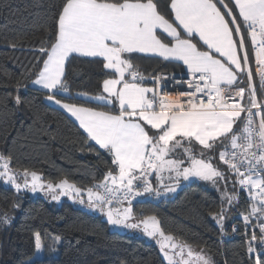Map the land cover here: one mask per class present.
<instances>
[{
    "label": "snow or ice",
    "instance_id": "snow-or-ice-1",
    "mask_svg": "<svg viewBox=\"0 0 264 264\" xmlns=\"http://www.w3.org/2000/svg\"><path fill=\"white\" fill-rule=\"evenodd\" d=\"M234 4L235 9L225 4L223 12L216 0H171L169 18L158 11L154 0H64L45 41L48 46L38 50L41 55L37 62L42 66L31 83L46 90L47 100L60 105L79 122L87 138L112 157L115 168L100 183L82 189L67 178L45 183L36 171L25 168L14 172L11 157L0 155V180L17 193L43 192L55 201L67 196L83 204L86 195L88 207L98 209L110 225L142 229L146 236L155 239L167 264L212 262L203 249L196 252L191 244L166 234L155 216L135 221L132 199L153 191L160 195L162 189L175 192L181 180L193 178L209 182L219 190V182L223 180L240 187L232 193L226 189L222 192L221 209L210 213L212 218L223 230L222 222L227 218L224 202L231 208L233 201L239 202L240 192L248 193L250 211L241 213L245 226H250V217L260 222L256 225L259 235L253 231L247 240V251L250 254L258 251L253 242L264 248V103L258 100L253 86L245 38L247 33L264 89V0H234ZM196 37L202 45L195 42ZM133 53L182 63L188 79L176 83H187L190 91H181L176 99H169L167 92H161V87H166L162 82L169 79L163 74L152 77L153 87L143 86L138 81L145 77L132 63ZM73 54L98 58L104 69L112 70L114 76L102 84L107 96L101 93L92 97L111 105L112 110H96L57 98L61 92L69 91L65 83L66 62ZM246 71L250 106H244L230 94L235 91V96L243 99L245 89H234L233 85L239 79L237 73ZM15 100L21 103L19 95ZM253 108L258 111L253 113ZM244 112L248 115L241 134L234 126ZM255 116L260 117L258 130ZM192 141L209 153L219 141L220 161L227 165L232 176L213 165L211 158H205L208 153L200 151L197 156ZM229 144L232 151H228ZM179 148L184 149L182 157L173 155ZM152 176L157 181L155 187L149 180ZM125 202L129 207L114 206ZM9 222L7 213L0 217V223ZM57 240L45 243L35 233L36 253L54 252ZM30 264H37V260ZM256 264L264 261L258 257Z\"/></svg>",
    "mask_w": 264,
    "mask_h": 264
},
{
    "label": "trees",
    "instance_id": "trees-1",
    "mask_svg": "<svg viewBox=\"0 0 264 264\" xmlns=\"http://www.w3.org/2000/svg\"><path fill=\"white\" fill-rule=\"evenodd\" d=\"M63 3L64 0H0V155L11 157L14 172L27 168L36 171L45 183L67 178L87 189L103 181L108 171L115 168L112 157L92 144L68 116L48 104L45 92L34 89L31 83L42 66L37 62L41 55L38 50L48 46L45 41ZM154 3L161 14L171 17V0ZM223 4L235 9L230 0H224ZM245 38L253 76L252 45L246 33ZM195 42H199L197 37ZM11 44L17 47L12 48ZM131 57L145 77L138 81L145 87H151L150 79L160 73H183L182 66L175 62L139 54ZM112 76L114 73L104 69L98 58L71 56L65 73L69 91L61 92L57 98L96 110H112V106L82 98L103 93V81ZM248 85L246 78H240L237 86L245 89V96ZM253 85L257 87L254 76ZM17 95L20 104L16 103ZM237 126L238 121L235 131ZM217 145L210 153L201 147L194 152L197 156L200 151L208 153L205 158H211L216 167L230 176L220 163L219 141ZM19 179L22 181L23 176ZM221 182L222 189L218 190L212 184L194 181L159 203L138 201L130 206L137 216H155L166 234L186 241L196 250L203 249L212 264H256L258 257L264 261V248L258 242H253L258 251L251 254L247 251V240L253 231L249 226L246 228L241 215L250 209L246 192H240L239 202L233 201L231 208L224 202L227 218L222 222L223 230L212 218L210 213L221 209L222 192L239 189L230 182ZM5 213L10 222L0 223V264H30L36 252L35 233L45 243L58 238L54 252L45 251L41 258L33 259L37 264H166L148 239L134 232L110 230L101 216L77 208L69 199L55 201L44 193H17L0 180V217ZM234 227L237 231H233Z\"/></svg>",
    "mask_w": 264,
    "mask_h": 264
},
{
    "label": "built area",
    "instance_id": "built-area-1",
    "mask_svg": "<svg viewBox=\"0 0 264 264\" xmlns=\"http://www.w3.org/2000/svg\"><path fill=\"white\" fill-rule=\"evenodd\" d=\"M246 35H247V33H246ZM248 40L250 41V43L252 45L250 38H248ZM252 59H253V76L256 80L257 87H255L254 85L253 86L256 90L257 98H258V92H260V96H259L258 100H260L262 103H264V89L261 88L260 78L257 74L258 65L256 63V56H255V51L253 49V45H252ZM160 74H163V75L169 77V79L162 82V84L166 85V87H163V86L161 87V92L162 93L167 92L169 99H176L177 93H179L181 91H184V92L190 91L187 83H176V80H182V81L187 80L188 79L187 74H180V75L179 74H170V73H160ZM172 77H174V78H172ZM150 83H151V87H153L154 86V80L152 78L150 79ZM233 88L238 89V88H243V87L242 86H236ZM250 91H251V89H249V85H248V94H247V96H245V93H244V97L242 100L240 97L235 96V91H232L230 94L234 97V99L236 101L242 103L244 106H250V104H249V93H250ZM179 98L181 100H185V101L188 99V97H179ZM205 99H206V97H205ZM257 111H258V109H255V108L252 109L253 113H255ZM247 115H248L247 112H244L241 114V119L238 120V126H237V130H236L237 133L242 134L243 124L246 123ZM254 121H255L256 129L258 130L260 117L255 116ZM257 139H258V137H257ZM228 151H232L230 145L228 147ZM220 163L226 170H228L226 164L222 163L221 161H220ZM149 180H150V177H149ZM246 194H247L248 201L251 203V201L249 200L248 193H246ZM162 199H163V197L161 195H157L156 192L153 191L151 193H145L142 196H137V197L133 198L131 204L138 202V201H148L151 203H159ZM123 204H128V203L125 202ZM249 211H250V209H249ZM250 221H251V225L249 226L250 229L252 231H255L257 235H259V227H257L256 225H258V223L260 221H258L255 218H251V217H250ZM234 228L237 229V227H234Z\"/></svg>",
    "mask_w": 264,
    "mask_h": 264
},
{
    "label": "rangeland",
    "instance_id": "rangeland-1",
    "mask_svg": "<svg viewBox=\"0 0 264 264\" xmlns=\"http://www.w3.org/2000/svg\"><path fill=\"white\" fill-rule=\"evenodd\" d=\"M173 155H177V156H183V152H180V153H174ZM214 165V164H213ZM0 171H2V169H0ZM228 171V170H227ZM229 172V171H228ZM230 173V172H229ZM231 174V173H230ZM230 176H232V175H230ZM29 179H30V177H29ZM2 182H3V180H1ZM194 181H200V182H204V183H208V184H211V183H209V182H206V181H202V180H199V179H195V178H193V179H191L190 181H184V180H181L180 182H179V185L176 187V191H175V193L176 192H178V190H179V188H182L183 186H186V185H188V184H190V183H192V182H194ZM222 182V184H224L225 183V181H223V180H221ZM165 183H172L171 181H168V180H165L164 181ZM4 183V182H3ZM152 183V182H151ZM5 184V183H4ZM180 184H182L181 185V187H180ZM6 186H10V187H12L10 184H5ZM237 186H238V188L240 187L238 184H237ZM13 188V187H12ZM219 188H221V186H219ZM14 189V188H13ZM222 189V188H221ZM15 190V189H14ZM16 191V190H15ZM22 192V191H21ZM163 192H164V194L166 193L164 190H163ZM32 195H36V194H43V192H36V193H32V192H30ZM172 193H174V192H172ZM51 198V197H50ZM164 198V197H163ZM60 199H69L67 196H62ZM70 200V199H69ZM70 202H72L77 208H80V209H83V210H85V211H88V212H90V213H92V214H96V215H99V216H101L102 218H103V220H105V221H107V217L104 215V214H102L98 209H93V208H90V207H88V203H87V196L86 195H84V203L83 204H81V203H79L78 201H73V200H70ZM115 207H117V206H115ZM124 207H129L128 205H126V206H124ZM134 214V213H133ZM134 217H135V221H139L140 219H143L144 217H141V216H137V215H135L134 214ZM146 217V216H145ZM109 228H110V230H112V231H117V232H119V233H136L138 236H140V237H144V238H146V239H148L157 249H158V251H159V253H160V255H161V257L163 258V260L165 261V263L167 264V261L164 259V256H163V253L160 251V248H159V245L157 244V242H156V240L155 239H151V238H149L148 236H146L145 234H144V232L142 231V229H129V228H123V227H118V226H114V225H110L109 224ZM193 250L194 251H196V252H200V250H196V249H194L193 248ZM203 254H204V252H203ZM204 255H206V254H204ZM41 256H42V254H37L36 252H35V254H34V256L32 257V259H31V261L33 260V259H37V258H41ZM185 256H186V254H185ZM207 256V255H206ZM208 257V256H207ZM209 258V257H208Z\"/></svg>",
    "mask_w": 264,
    "mask_h": 264
},
{
    "label": "crops",
    "instance_id": "crops-1",
    "mask_svg": "<svg viewBox=\"0 0 264 264\" xmlns=\"http://www.w3.org/2000/svg\"><path fill=\"white\" fill-rule=\"evenodd\" d=\"M230 1H231L232 5H233L234 8H235L234 0H230ZM216 2H217V4H218V7H219L223 12H226V9H225L224 4L219 3V0H216ZM236 14H237V16L239 15L238 10H236ZM228 19H230V18H228ZM181 31H182V30H181ZM197 39L199 40V37H197ZM237 39H239V38H237ZM199 42H200V41H199ZM200 43H201V45H202V42H200ZM205 47H206V46H205ZM133 54H139V55H144V56H148V57H155V56H153V55H150V54H144V53H133ZM240 55L243 56V52L240 53ZM73 56H76V55L73 54ZM248 56H249V54H248ZM78 57H80V56H78ZM84 58H89V57H84ZM156 58L162 59V58H160V57H156ZM162 60H163V59H162ZM175 63H177V62H175ZM180 65L182 66V69H183V73H182V74H187V70H186V68L184 67V65H183L182 63H181ZM106 70L109 71V72H112V70H108V69H106ZM249 70L251 71L250 64H249ZM179 75H180V74H179ZM237 75H238L239 79H238V81L235 83V85H233V87H236V86L238 85V83H239V81H240V78H246V79L248 80V72H247V71H246L245 73H243V74L237 73ZM248 83H249V81H248ZM225 87H227V86H225ZM33 88L36 89V90H39V91L46 92V90L40 89L39 86H36V85H33ZM104 95L107 96L106 93H104ZM148 95L151 96V93H149ZM82 98H85V99H87V100H90V101L96 102V103H98V104L106 105L105 102L95 101V100L92 99V97L83 96ZM45 101H46L48 104H50L51 106H53V107L57 108L58 110H60L61 112H63L66 116H68V117H69V118H70V119H71V120H72V121H73V122L79 127V122L76 121L75 118L72 117V116H71L67 111H65L62 107H60V105H58V104H56V103H54V102H52V101H49V100H47V99H45ZM106 106L110 107L111 105H106ZM118 110H119V109H118V107H117V108L115 109V111L118 113ZM104 111H110V110H104ZM79 128H80V127H79ZM80 130L83 132V129L80 128ZM83 133H84V132H83ZM84 134L87 136L86 133H84ZM90 141H91V140H90ZM91 142H92V144H94L96 147L99 148V146L96 145L94 141H91ZM183 143H184L185 146L188 145V142H187V141H184ZM191 144H192V147H193L194 150L196 149V147H201V146H200L199 144H197L195 141H192ZM183 151H184L183 148H179V149L176 150L177 153H180V152H183ZM151 182H152V184L154 185V187L157 186V181L155 180V177H154V176L151 177ZM181 185H182V184H180V187H181ZM180 189H181V188H179V190H180ZM176 190H177V189H176ZM179 190H178V191H179ZM176 193H177V192H176ZM176 193H175V192H174V193H172V192H166V193L164 194L163 189H162L160 195H161L162 197H171V196L175 195Z\"/></svg>",
    "mask_w": 264,
    "mask_h": 264
}]
</instances>
